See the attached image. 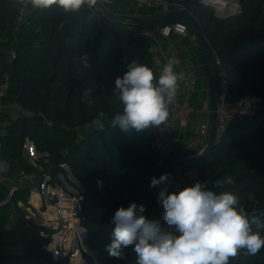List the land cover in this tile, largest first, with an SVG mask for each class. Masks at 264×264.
<instances>
[{
	"label": "trees",
	"instance_id": "1",
	"mask_svg": "<svg viewBox=\"0 0 264 264\" xmlns=\"http://www.w3.org/2000/svg\"><path fill=\"white\" fill-rule=\"evenodd\" d=\"M169 1L185 5L199 19L227 72L228 100L264 94V0H240L242 12L224 18L197 0ZM19 6V0H0V90L6 89L0 101L17 102L22 109L42 113L45 121L20 115L5 125L0 132V160L10 167L2 173L13 175L26 169L41 174L51 170L45 158L67 151L65 162L84 186L77 191L82 195V224L98 259L84 247L82 256L88 264H135L133 246L124 249L123 259L110 256L105 246L111 243L115 227L111 218L118 208H127L132 202L143 204L148 219L162 210L149 181L157 158V130L111 128V118L122 107L112 97V90L115 79L122 77L134 60L146 64L156 76L151 40L140 33L142 28L107 23L92 8L72 14L56 6L47 10H31L30 6L20 20ZM10 49L17 54L13 59ZM86 52L87 68L81 61ZM216 70L219 73L221 67ZM91 84H95L94 102L88 104L83 92ZM100 111L106 113L103 131L92 124ZM5 119V114L0 116V123ZM26 139L42 153L38 166L31 165L23 153ZM194 167L197 174L192 178L187 171ZM182 170L191 180L190 186L207 181L211 190L239 195L249 216L264 221V110L232 125L204 158ZM59 173L78 189L65 168L52 170L55 178ZM228 176L235 183L215 189L214 181ZM63 179L58 178L57 183L63 185ZM97 180L103 181L102 187L97 186ZM249 193L255 201L247 198ZM29 198L28 185L10 191L0 183V264H57L44 256L48 251L42 246L48 240L38 237L41 229H48L26 218L19 204H29ZM13 215L15 224L7 226ZM236 264H264V249L256 256L240 254Z\"/></svg>",
	"mask_w": 264,
	"mask_h": 264
},
{
	"label": "clouds",
	"instance_id": "2",
	"mask_svg": "<svg viewBox=\"0 0 264 264\" xmlns=\"http://www.w3.org/2000/svg\"><path fill=\"white\" fill-rule=\"evenodd\" d=\"M19 3L25 9L29 5L31 10L56 6L64 13L74 14L93 8L98 0H19ZM81 61L84 67H90L87 52ZM178 63L175 58H169L158 77L146 64L135 60L129 63L128 70L114 82L112 97L122 107L111 118V128L118 126L124 132L132 129L140 132L165 123L169 107L177 98L180 81L185 78L183 71H176ZM94 91L95 84L85 89V103L94 102ZM105 118L106 113L100 111L92 124L103 131ZM9 167L7 161L0 160V172H6ZM207 183L197 181L170 192V173L159 178L153 176L150 187L165 185L157 197L163 209L161 219H148L143 204L132 202L127 208H118L111 218L115 227L106 251L112 257L123 259L124 249L133 246L135 264H231L240 254L256 256L264 249V221L249 216L239 195L211 190ZM234 183L228 176L214 181V187ZM97 186L102 187L103 181L97 180ZM247 198L255 201L251 193Z\"/></svg>",
	"mask_w": 264,
	"mask_h": 264
},
{
	"label": "built area",
	"instance_id": "3",
	"mask_svg": "<svg viewBox=\"0 0 264 264\" xmlns=\"http://www.w3.org/2000/svg\"><path fill=\"white\" fill-rule=\"evenodd\" d=\"M202 2L206 6H210L214 9L215 14L222 18L228 17L231 15L239 14L242 12V6L240 0H197ZM139 8L148 7L150 9L155 8H186L185 5L173 2L169 0H135ZM30 9V5L27 9L23 7L20 3L19 6V19H23ZM190 29L189 25L184 20H173L171 22H166L162 25L144 27L141 29L140 33L145 35L151 40L149 47L151 57L153 60V65L156 70V76L158 77L161 69L169 58H175L178 60V65L176 66V71H179L182 62V49L174 43L172 40L174 36L185 37L189 34ZM16 51L10 49V59L16 57ZM213 63L215 66H220L221 70L217 73L218 83H219V108L217 116V125H216V143H218L225 133L229 130L232 125L248 120L256 115L259 111L264 110V94H250L241 97L238 100L231 101L227 99V92L229 87L228 75L224 67L222 66L221 59L217 54V51L214 50L213 54ZM185 73V78L183 81H180V88L177 93V98L175 102L170 105V113L168 119L165 123L160 125L157 130L155 138V146L157 149V158L154 164V167L151 172V178L153 176L157 177L161 170L165 168L166 161L171 153V150L174 146L175 141L177 140V127L185 123L194 108L189 97V93L195 88L198 74L194 69H189L183 71ZM5 88V87H4ZM3 87L0 90V97L4 95ZM14 105L22 110V107L19 106L17 102ZM202 110L211 112V105L209 99H205L202 102ZM210 122H201L198 129V138L195 141V144H199L205 137H208L210 131ZM45 160V159H44ZM61 167L66 170H70L68 164L65 162ZM43 180L45 181L44 186L47 185L50 181L55 180L52 174V171L44 172ZM35 181H38V177L35 173L29 172L26 169H21L18 173L13 175H7L0 172V183L6 184L10 191L17 189L19 186L30 187V197L34 193H40L42 188L41 185H34ZM51 183V182H50ZM57 183V182H56ZM191 180L187 177L186 172L182 169L175 170V179L174 185L175 190L178 191L186 186H190ZM39 186V187H38ZM56 192L50 190L48 193V198L56 199ZM75 202L72 204V210L64 207L60 204L59 201L49 204L48 201L46 213H52V219H58L60 223L62 221H68L74 215L79 214L82 211L80 200L82 195L78 194L74 196ZM32 199V198H31ZM32 201V200H31ZM162 210L150 214V219H161ZM72 220V219H71ZM163 223V222H162ZM47 235V233H44ZM81 254V252H80Z\"/></svg>",
	"mask_w": 264,
	"mask_h": 264
},
{
	"label": "crops",
	"instance_id": "4",
	"mask_svg": "<svg viewBox=\"0 0 264 264\" xmlns=\"http://www.w3.org/2000/svg\"><path fill=\"white\" fill-rule=\"evenodd\" d=\"M97 7L105 14L109 15L110 17L122 21H132L134 19H142L150 16H161L173 9H177V8H162V7L155 9H150L148 7L139 8L135 0H98ZM172 40L176 45H178L182 49V62L179 71H187L189 69H194L198 74V79L195 88L189 93V97L191 99L194 110L189 116V119L185 123H182L177 127V133H176L177 140L175 141L171 153L166 161L167 165L184 157L200 152L207 145L209 138L208 135V137H205L199 144H195V141L198 138V129L200 123L209 121L211 126V121H210L211 112L204 111L202 110L201 107L203 100L209 99L210 97V79H209L205 58L200 49L197 38L194 33L189 32V34L185 37L174 36ZM212 67L213 68L215 67L213 61H212ZM214 75L217 76V70L214 72ZM3 91L6 93V89L4 87H3ZM20 113H21V109L16 107L14 103L4 104L0 101V116L4 114L6 115V119L1 121L0 123V132L4 131L5 125L11 123L14 119L20 116ZM28 141L34 144L30 139ZM33 146L35 148L34 154L36 155V152L39 151L37 150L35 145ZM25 157L28 159L27 155H25ZM31 165L38 166V164H36L34 160L33 163H31ZM187 173L190 175V177L195 178L197 174V168L194 167L188 170ZM43 174L44 172L42 173V175ZM72 178L76 180L74 177ZM174 179H175V171L171 173V186L169 187L170 192L176 191L174 185ZM36 182L37 181H35L34 185H37ZM38 185L41 184H39L38 182ZM164 186L165 185H161V187ZM70 191H72V189L61 191V189L58 188L57 189L58 195L55 196L56 199L58 198V200H60V204L62 206L68 208H72V204H74L75 202L73 201V197L77 195L75 193L71 194L73 192L70 193ZM62 192H64V195L68 194L70 196V199L66 198V196H62ZM32 197L33 196L31 195V198ZM55 200L52 199V203H54ZM64 200L68 204L63 205L61 202ZM30 202H32L31 199L29 200V203ZM40 202H41V198H40ZM70 221L76 222V226H75L76 229L74 230L70 229L71 230L70 233L75 234L76 232H82V230L79 229L82 227H81V223L78 222V219L77 220L72 219ZM67 222L69 221H65V223L63 222V224H66ZM66 226L68 227L69 223H67ZM83 228L86 230V233L88 234V229L85 226H83ZM95 260L97 261V259Z\"/></svg>",
	"mask_w": 264,
	"mask_h": 264
},
{
	"label": "rangeland",
	"instance_id": "5",
	"mask_svg": "<svg viewBox=\"0 0 264 264\" xmlns=\"http://www.w3.org/2000/svg\"><path fill=\"white\" fill-rule=\"evenodd\" d=\"M209 8L213 10L212 7L209 6ZM85 128L87 127L85 126L81 129V134L84 133ZM33 145L34 144H32L31 142L25 140L24 147H23V153L24 155L28 156V160L30 164L33 163V160L35 161L36 164H38L37 158L40 157L42 153L36 152V155H35L34 154L35 148ZM46 172H48V170ZM67 172L71 176L70 170H67ZM35 174L38 176V181L36 182V184H38V182L39 184H41V188H42L41 192L39 194L36 192L33 194L32 199L31 197L29 198V200L31 199L34 204L32 202L29 203V201H28L29 204H25L24 202H20L19 204L24 209L26 213L25 215L26 218L32 219V221L35 224L45 226L48 229V231L41 229L38 233V237L40 236L48 240L42 246V249L48 251V253L45 254L44 256L47 257V259H49L50 261L54 263L56 262L57 264L66 263V262H68L69 264H88L87 261L84 259V257H80L82 256L80 254L81 247H84V249H87L88 251H92L90 254L92 255L94 259H98L97 251L92 249L87 243L86 236L88 234L87 233L84 234V229H83L84 225L82 224L81 211L79 214H76L74 215V217L71 218L75 220L78 219V222L81 223L82 228H79V229H81L82 232H76L75 234L70 233L71 230L76 229L75 221H70L71 219L68 220L69 222L67 223H69V226H70L69 228V226L68 227L66 226L67 223L63 224V222L65 223V221H62V223H60L61 221L59 222L58 219H55V218L52 219L51 215L53 212L50 214L44 212L46 211L45 209H47V206H48L47 202L49 201L50 202L49 204H51V201H52L51 198H48V193L51 189L54 190L57 195H58L57 193L58 188H60L61 191L72 189L70 193L73 192L71 194H74V193L77 194L78 193L77 191L84 189L83 184L75 180L76 183L78 184V189L76 190V188L73 185H71L70 183H68L67 181L63 179L64 177L63 174L59 173L56 178L54 177L55 180L53 181L49 180V183H47V185L44 186L45 181L43 180L42 173L39 174L35 172ZM58 178L64 180L63 185H59L58 183H56ZM62 196H66L64 195V192H62ZM40 198H41V202H40ZM66 198L68 197L66 196ZM56 201L60 202L58 198L54 202ZM73 201H75L74 197H73ZM61 203L63 205L68 204L65 200L62 201ZM72 208H69V210H72ZM15 222H16V216L13 215L10 220V223H8L7 226H12L15 224ZM44 233H47V235H45Z\"/></svg>",
	"mask_w": 264,
	"mask_h": 264
},
{
	"label": "water",
	"instance_id": "6",
	"mask_svg": "<svg viewBox=\"0 0 264 264\" xmlns=\"http://www.w3.org/2000/svg\"><path fill=\"white\" fill-rule=\"evenodd\" d=\"M203 4L202 2H200ZM204 5V4H203ZM94 12L102 18L107 23H110L112 25H118V26H129V27H150L158 25L162 22L170 21V20H184L191 24L194 34L197 38V41L199 43L200 49L204 55L209 79H210V105H211V127L209 132V138L207 145L198 153L192 154L190 156L184 157L182 159H179L177 161H174L173 163H170L165 168L161 170L157 178H159L161 175L165 173H173L177 169H182L185 165L199 161L202 158H204L216 145V125H217V116H218V108H219V83L217 80V76L214 75V72L216 71V66L212 67V59L214 54V48L203 28L201 25L199 19L195 16L193 12H191L187 8H177L173 9L161 16H150L142 19H134L132 21H122L119 19L111 18L109 15L105 14L103 11H101L97 4L92 8ZM222 18V16H220ZM20 115L24 117H30L34 118L40 122L45 121V116L42 113L33 112L31 110H25L22 109ZM27 141L29 139H26ZM202 153V155H201ZM66 154L67 151H58L56 154H54L50 158H45V161H47L51 167V170L56 169L58 166H61L66 161ZM42 155V154H41ZM71 174V172H70ZM71 177L73 175L71 174ZM153 188V187H152ZM161 188V185L159 187L153 188V192L155 197H158L159 190ZM88 251L87 249H85ZM92 251H88V253H91ZM82 255V254H81ZM83 257V256H80ZM238 257L231 260V264H236L238 261ZM82 259V258H81Z\"/></svg>",
	"mask_w": 264,
	"mask_h": 264
}]
</instances>
